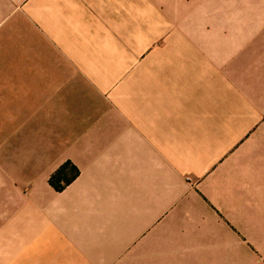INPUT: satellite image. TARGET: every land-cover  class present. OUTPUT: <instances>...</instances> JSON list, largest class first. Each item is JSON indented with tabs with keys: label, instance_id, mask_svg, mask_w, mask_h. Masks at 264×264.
I'll return each instance as SVG.
<instances>
[{
	"label": "crops",
	"instance_id": "obj_1",
	"mask_svg": "<svg viewBox=\"0 0 264 264\" xmlns=\"http://www.w3.org/2000/svg\"><path fill=\"white\" fill-rule=\"evenodd\" d=\"M85 4L69 36L85 15L112 28L109 0ZM204 13L110 100L85 85L100 72L24 68L36 54L20 57L21 28L0 20L1 108L34 72L75 86L45 120L19 106L0 135V264H264V0H206ZM68 161L79 175L57 191Z\"/></svg>",
	"mask_w": 264,
	"mask_h": 264
},
{
	"label": "rangeland",
	"instance_id": "obj_2",
	"mask_svg": "<svg viewBox=\"0 0 264 264\" xmlns=\"http://www.w3.org/2000/svg\"><path fill=\"white\" fill-rule=\"evenodd\" d=\"M85 1L91 2V6L83 5L84 11L98 10L100 0ZM80 4L81 0H0V20L5 19L12 28H21V35L15 41L20 57L27 45L36 54L35 61L27 62L24 57L20 58L24 68H74L88 73L100 72V78H85V85L92 80L101 82L102 93L109 100L113 87L117 86L118 92H124L122 87L140 80L141 70L157 69V54L163 55V49L169 53L168 50L177 48L174 44L179 42H173V39L188 38L190 28H204L206 0H109L112 28H99V23L93 20L95 28L90 30L91 24L87 23L89 19L85 15V29H77L78 33L72 30L69 36L68 11L72 7L71 12H80ZM81 35L85 36L84 43L80 40ZM68 47L74 55L80 56L83 50L84 59L66 60L62 53ZM160 59L163 61L162 57ZM48 73L34 72L27 76L29 79L17 83L18 87L27 90L26 96H22L24 92H12V97H4L5 107H0V135L6 137L18 128L20 115L14 110L19 106L29 111L25 117L33 116L37 121L47 118L46 106L50 113H57L67 94V90L60 91L59 88L75 86L67 82L72 80L71 77L60 78L52 73V78H49ZM73 80L77 81V76ZM2 145L5 147L6 142L1 137L0 148Z\"/></svg>",
	"mask_w": 264,
	"mask_h": 264
},
{
	"label": "trees",
	"instance_id": "obj_3",
	"mask_svg": "<svg viewBox=\"0 0 264 264\" xmlns=\"http://www.w3.org/2000/svg\"><path fill=\"white\" fill-rule=\"evenodd\" d=\"M79 175V169L70 161L64 163L51 177L50 183L57 190H63Z\"/></svg>",
	"mask_w": 264,
	"mask_h": 264
}]
</instances>
